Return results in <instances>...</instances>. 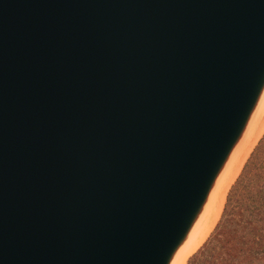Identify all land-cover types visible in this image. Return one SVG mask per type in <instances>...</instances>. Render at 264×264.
I'll list each match as a JSON object with an SVG mask.
<instances>
[{"label": "water", "instance_id": "obj_1", "mask_svg": "<svg viewBox=\"0 0 264 264\" xmlns=\"http://www.w3.org/2000/svg\"><path fill=\"white\" fill-rule=\"evenodd\" d=\"M264 91V0H0V264H169Z\"/></svg>", "mask_w": 264, "mask_h": 264}, {"label": "trees", "instance_id": "obj_2", "mask_svg": "<svg viewBox=\"0 0 264 264\" xmlns=\"http://www.w3.org/2000/svg\"><path fill=\"white\" fill-rule=\"evenodd\" d=\"M225 204L196 264H264V136Z\"/></svg>", "mask_w": 264, "mask_h": 264}, {"label": "bare ground", "instance_id": "obj_3", "mask_svg": "<svg viewBox=\"0 0 264 264\" xmlns=\"http://www.w3.org/2000/svg\"><path fill=\"white\" fill-rule=\"evenodd\" d=\"M263 135L264 91L249 123L217 176L206 203L169 264H187L189 257L205 243L221 218L230 188Z\"/></svg>", "mask_w": 264, "mask_h": 264}, {"label": "rangeland", "instance_id": "obj_4", "mask_svg": "<svg viewBox=\"0 0 264 264\" xmlns=\"http://www.w3.org/2000/svg\"><path fill=\"white\" fill-rule=\"evenodd\" d=\"M264 136V135H263ZM263 136H262V138H263ZM261 138V139H262ZM260 139V140H261ZM260 140H259V142H260ZM259 142L257 143V145L259 144ZM256 145V146H257ZM256 146H255V148H256ZM255 148H254V150H255ZM254 150L252 151V153L254 152ZM252 153L250 154V156L252 155ZM250 156L248 157V159L250 158ZM248 159H247V161H248ZM247 161H246V163H247ZM245 163V164H246ZM245 166V165H244ZM243 169H244V167H243ZM243 169H242V171H243ZM242 171H241V173H242ZM240 173V174H241ZM240 174H239V176H240ZM239 176L237 177V179L239 178ZM237 179H236V181H237ZM235 181V182H236ZM235 182L233 183V185L235 184ZM233 185H232V187H233ZM231 187V188H232ZM231 188H230V190H231ZM229 193H230V191H229ZM229 193H228V195H229ZM227 200H228V196H227ZM227 200H226V203H227ZM225 206H226V204H225ZM224 209H225V207H224ZM223 212H224V210H223ZM223 212H222V215H223ZM222 215H221V218H222ZM221 218L219 219V221H218V223L220 222V220H221ZM218 223H217V225H218ZM217 225L215 226V228L213 229V231L211 232V234L209 235V237L207 238V240L205 241V243L208 241V239L211 237V235L213 234V232H214V230L216 229V227H217ZM204 243V244H205ZM204 244L194 253V254H192L190 257H189V259H188V261H187V264H196V256L198 255V253H199V251L201 250V248L204 246Z\"/></svg>", "mask_w": 264, "mask_h": 264}]
</instances>
